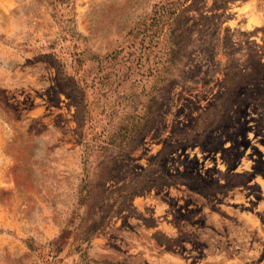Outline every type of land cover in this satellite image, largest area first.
Returning a JSON list of instances; mask_svg holds the SVG:
<instances>
[{
    "label": "rangeland",
    "instance_id": "1",
    "mask_svg": "<svg viewBox=\"0 0 264 264\" xmlns=\"http://www.w3.org/2000/svg\"><path fill=\"white\" fill-rule=\"evenodd\" d=\"M112 203L89 264H264V0H0V264Z\"/></svg>",
    "mask_w": 264,
    "mask_h": 264
},
{
    "label": "trees",
    "instance_id": "2",
    "mask_svg": "<svg viewBox=\"0 0 264 264\" xmlns=\"http://www.w3.org/2000/svg\"><path fill=\"white\" fill-rule=\"evenodd\" d=\"M113 53L107 55L105 58H113ZM106 59V60H107ZM126 135L123 136V139L119 142V146H125L124 141L126 140ZM86 186V185H85ZM90 198V193L87 194L85 200ZM89 201V200H88ZM114 204L107 205L104 209L100 210L97 213L92 212V208L88 211H84V215L86 217L85 221H82L79 227L71 228L74 219L79 218L78 215H75V212L72 216L67 219L65 225L60 230L58 236L49 243L47 257L48 260H45V263L48 262L53 263V261L58 257L60 253L64 251V249L69 248L73 249L74 253L79 254L81 262L84 264H89L87 260V250L90 247L91 237L96 234L100 229L104 227L107 219L111 218L115 213ZM32 250V247L29 246ZM91 261V260H90Z\"/></svg>",
    "mask_w": 264,
    "mask_h": 264
}]
</instances>
